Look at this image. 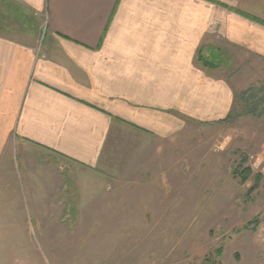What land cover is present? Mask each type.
<instances>
[{
	"label": "rangeland",
	"instance_id": "obj_1",
	"mask_svg": "<svg viewBox=\"0 0 264 264\" xmlns=\"http://www.w3.org/2000/svg\"><path fill=\"white\" fill-rule=\"evenodd\" d=\"M0 32L40 45L45 16L0 0ZM205 42L234 85L231 120L159 143L122 126L81 188L64 161L29 152L0 197V264H264V61Z\"/></svg>",
	"mask_w": 264,
	"mask_h": 264
},
{
	"label": "crops",
	"instance_id": "obj_2",
	"mask_svg": "<svg viewBox=\"0 0 264 264\" xmlns=\"http://www.w3.org/2000/svg\"><path fill=\"white\" fill-rule=\"evenodd\" d=\"M12 1L46 32L40 45L0 32V197L29 152L64 161L81 188L122 126L159 143L224 122L236 92L199 62L206 39L264 61V0Z\"/></svg>",
	"mask_w": 264,
	"mask_h": 264
},
{
	"label": "trees",
	"instance_id": "obj_3",
	"mask_svg": "<svg viewBox=\"0 0 264 264\" xmlns=\"http://www.w3.org/2000/svg\"><path fill=\"white\" fill-rule=\"evenodd\" d=\"M218 53H219V48H217L216 51L211 55V56H213L211 59L210 55L204 54L203 50L201 49L199 51V54H198V60L205 68L212 70V69L216 68V66H217L216 60L219 59ZM236 97H237V95H236ZM235 104H236V100H235ZM234 113H235V105H234L233 111L231 112V114L228 116V118L225 121L227 122V121L231 120V118L234 116ZM250 173H251L250 169H244L241 178H243L244 181L247 180Z\"/></svg>",
	"mask_w": 264,
	"mask_h": 264
}]
</instances>
